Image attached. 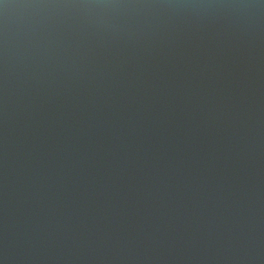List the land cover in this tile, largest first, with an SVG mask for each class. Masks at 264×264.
<instances>
[{
  "label": "water",
  "instance_id": "water-1",
  "mask_svg": "<svg viewBox=\"0 0 264 264\" xmlns=\"http://www.w3.org/2000/svg\"><path fill=\"white\" fill-rule=\"evenodd\" d=\"M0 264H264V0H0Z\"/></svg>",
  "mask_w": 264,
  "mask_h": 264
}]
</instances>
